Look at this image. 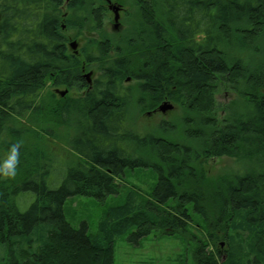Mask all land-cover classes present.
<instances>
[{
	"label": "trees",
	"instance_id": "16d2710c",
	"mask_svg": "<svg viewBox=\"0 0 264 264\" xmlns=\"http://www.w3.org/2000/svg\"><path fill=\"white\" fill-rule=\"evenodd\" d=\"M135 1L152 2L114 36L107 0H0V162L20 148L17 174H0V264H110L120 236L199 224L194 264H264V0ZM68 31L95 35L75 52ZM49 84L84 92L57 98ZM165 102L180 120L130 128ZM49 136L72 150L70 168ZM213 157L236 166L211 178ZM136 169L156 174L149 192L106 203L95 231L68 220L69 198L106 202Z\"/></svg>",
	"mask_w": 264,
	"mask_h": 264
},
{
	"label": "rangeland",
	"instance_id": "374dc122",
	"mask_svg": "<svg viewBox=\"0 0 264 264\" xmlns=\"http://www.w3.org/2000/svg\"><path fill=\"white\" fill-rule=\"evenodd\" d=\"M135 3V0H111V4L120 7V18L116 23L114 20V11L111 8L112 11L108 9L104 24L108 33L114 36H121L124 34V30L127 26L125 20L126 12H128V14L132 12L136 8ZM68 34L69 48L71 51L75 52L76 50L78 52L80 47L84 44L86 36L89 37L95 35V33L90 32L84 36L78 37L74 35L75 33L73 31H68ZM72 43L77 44L76 50L72 48ZM87 73H91L92 77L96 76L98 74L97 67L92 66L86 70L84 74ZM48 88L55 93L57 98L80 94V92L76 90H69L65 87L54 88L51 87L50 84ZM65 90H67V95L62 94V91ZM222 93L220 92V94L217 95L218 101L220 103H226L228 96H224V93ZM167 103L171 104L172 107L166 111H162L159 107L153 112H141L140 109L136 111L134 113V119L129 124L130 128L141 132H149L154 131L159 125L158 123L162 120H180V107L173 102ZM138 108L139 107L137 106V109ZM72 122L75 125L72 128V137L76 140L80 136L79 127H77L78 120H72ZM59 132L63 133L62 130H59ZM54 134H56V131ZM48 139L49 142L47 143L52 152L58 155L60 162H64V164L67 163V169L68 167L70 168L73 165L72 159H74V155L65 140H62L61 137L57 138L55 136H49ZM235 166V161L228 157L210 158L205 165L208 175L211 178L217 177L224 172L231 171ZM58 167L55 166L59 173ZM155 175L156 174L153 171L148 169H136L126 172L124 180H120L118 183L120 187L119 196L115 195L108 197L105 200L106 202H100L97 198L91 196L75 195L74 197L69 198L66 203V216L75 227H80L81 222L86 221L90 226L91 231H95L105 208L104 206L107 205L106 203L121 202L130 187L135 186L144 192H149L153 184L156 182ZM62 179V176L61 178H58L57 187L62 183ZM33 199L34 196L32 195L31 200ZM199 225H191L187 234L176 233L170 235L162 231H152L138 240L130 239L128 234L120 236L115 241L113 248V261L110 264H194L193 249L197 244V238L205 239L204 228ZM220 243L222 244L224 242L221 241ZM221 247L223 248L224 245Z\"/></svg>",
	"mask_w": 264,
	"mask_h": 264
},
{
	"label": "clouds",
	"instance_id": "9594fccd",
	"mask_svg": "<svg viewBox=\"0 0 264 264\" xmlns=\"http://www.w3.org/2000/svg\"><path fill=\"white\" fill-rule=\"evenodd\" d=\"M20 162V148L19 145L13 144L7 157L0 162V174L5 177L12 178L17 174V167Z\"/></svg>",
	"mask_w": 264,
	"mask_h": 264
},
{
	"label": "water",
	"instance_id": "95a60500",
	"mask_svg": "<svg viewBox=\"0 0 264 264\" xmlns=\"http://www.w3.org/2000/svg\"><path fill=\"white\" fill-rule=\"evenodd\" d=\"M107 1L109 3L110 8L114 11V14H115L114 20L117 23L119 21V18H120V15H119L120 7L117 6V5L111 4V0H107ZM71 46H72V48H74L76 50V48H77V44L76 43H72ZM76 52H77V50H76ZM85 77H87L89 79V81L92 80V74L91 73L85 74ZM66 93H67V90L62 91L63 95L66 94ZM171 107H172L171 104H168L167 102H165L159 108L162 111H166L167 109H170ZM222 245H224V243H222Z\"/></svg>",
	"mask_w": 264,
	"mask_h": 264
},
{
	"label": "flooded vegetation",
	"instance_id": "af4514ba",
	"mask_svg": "<svg viewBox=\"0 0 264 264\" xmlns=\"http://www.w3.org/2000/svg\"><path fill=\"white\" fill-rule=\"evenodd\" d=\"M136 2L138 3V6H139V5H141L142 2H152V1H136ZM153 2H154V1H153ZM107 7H108V9H110L108 1H107ZM110 10H111V9H110ZM111 11H112V10H111ZM130 14H131V12H130L129 14H128V12H126V19H125V20H126V25H128V19H129V15H130ZM126 27H127V26H126ZM91 81L93 82V79H92ZM92 86H93V83H92ZM92 86H91V87H92ZM81 92L83 93L84 90H81L80 93H81ZM66 95H67V94H66ZM155 110H156V109H152L151 111H148V112H153V111H155Z\"/></svg>",
	"mask_w": 264,
	"mask_h": 264
}]
</instances>
